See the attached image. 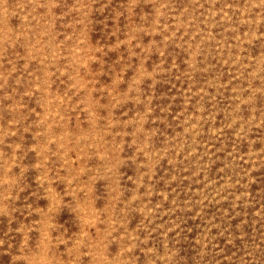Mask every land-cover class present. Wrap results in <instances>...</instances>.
Here are the masks:
<instances>
[{"label": "rangeland", "instance_id": "rangeland-1", "mask_svg": "<svg viewBox=\"0 0 264 264\" xmlns=\"http://www.w3.org/2000/svg\"><path fill=\"white\" fill-rule=\"evenodd\" d=\"M0 264H264V0H0Z\"/></svg>", "mask_w": 264, "mask_h": 264}]
</instances>
